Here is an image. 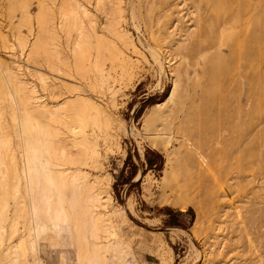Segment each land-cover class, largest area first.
<instances>
[{
  "label": "rangeland",
  "instance_id": "1",
  "mask_svg": "<svg viewBox=\"0 0 264 264\" xmlns=\"http://www.w3.org/2000/svg\"><path fill=\"white\" fill-rule=\"evenodd\" d=\"M20 1L0 0V57L14 52L11 54L24 80L35 86L42 99L61 102L73 94L95 97L113 114L112 122L105 124L108 126L98 112V124L83 118L87 139L96 143L100 158L95 164L86 159L79 166L90 177L110 178L111 205L123 209L115 216L120 232L117 250L123 251V263L264 264V88L260 85L264 62L257 58V48H264V43H249L245 35L253 13L251 6L244 0H226L228 12H218L213 9L214 0H78L87 8L97 32H103L111 41L115 38L108 25L116 18L118 5L123 11L119 25L137 49L133 52L130 47L121 48L130 60L128 76H119L116 63L114 70L110 69L112 61L107 52L101 65L102 78L96 69L80 75L55 59L57 67L71 74L74 84L79 85L74 89L75 85L65 86L41 56L36 59L49 86H41L26 69L24 59L36 34L39 0H25L31 14L26 26L20 23ZM59 1L52 4L56 10L52 21L58 35L55 42L61 58L71 65L70 48L77 31L59 29ZM80 20L91 33L88 19L81 15ZM224 20L226 29L221 31L216 25ZM206 26L210 29L199 31ZM19 34L26 38L27 48L18 43ZM148 44L164 53L166 59H160L163 71L154 62ZM168 60L176 68L181 85L177 104L171 105V111L167 105L151 109L170 88ZM147 97H152L151 101L143 103ZM1 120L11 131L16 150L12 149L19 157L16 145L18 140L23 144L24 136L19 138L13 129L18 131L20 122L7 114ZM168 136H172L169 142ZM147 148L162 155L160 169L145 168ZM168 151L172 152V161L165 164ZM128 153L131 159L125 163ZM131 163L136 166V174L128 189L124 182L130 177ZM162 206L182 212L179 219L188 227L167 226V215L156 209ZM70 241V247L61 245L60 249L59 244L48 245L40 240L36 244L39 259L44 264L55 263L62 252L70 259L74 254L73 234ZM118 251L110 250L101 264H114L112 256Z\"/></svg>",
  "mask_w": 264,
  "mask_h": 264
},
{
  "label": "bare ground",
  "instance_id": "2",
  "mask_svg": "<svg viewBox=\"0 0 264 264\" xmlns=\"http://www.w3.org/2000/svg\"><path fill=\"white\" fill-rule=\"evenodd\" d=\"M48 1L51 3L48 4L45 0L37 1L35 12L37 29L28 48L26 38L20 34L17 37L21 47L27 48L26 59H24L26 69L31 71L30 75L37 77L41 86L49 85L46 83L47 76L39 68L36 59L40 56L50 71L65 86L72 88L75 85L73 82L75 79L70 76L71 74L63 73L64 70L61 68L62 75L60 74L61 70L55 63L57 60L60 65L63 63L65 67L80 75L93 71L92 69H96L99 73L103 70L101 65L104 52H107L112 61L110 69L114 70L113 63H116L121 71L119 76L129 74L130 64L127 66V63L130 60L121 48L130 47L133 52H136L137 48L134 47V43L132 44L127 32L119 25L121 9L117 7L118 5L115 6L117 16L111 19L108 31L115 38L114 40H119L120 48L117 40L116 46L114 40L111 41V38L108 40L103 32H97L87 8L85 9L82 3L80 4L78 0L59 1L60 4L57 7L59 29L66 27L69 31L70 28H75L77 31L72 46L69 47L71 53L69 62L71 65H69L67 59L61 58L60 51L57 49L58 43L55 42L58 35L57 26L52 21L56 16V10L53 9L54 5L52 8V4L56 0ZM244 1L251 6L249 9L251 12L254 13L257 9L254 16H252L253 13L249 15L245 35L250 40L249 43L263 44L264 0H257L254 3L253 0ZM19 8L20 23L26 26L31 20V14L25 0L20 1ZM213 9L218 12L222 10L228 12L227 1L214 0ZM129 13L133 21L132 6ZM81 15L88 19L91 33L82 25ZM220 22L216 28L224 31L227 21ZM108 26L106 25V28ZM133 27L138 29L135 24ZM208 29H210L209 26L201 27L199 31ZM29 31L31 32V28ZM20 45H18L19 48ZM147 49L154 62L159 65V70L163 71L160 59L165 58L164 53L162 54L151 44H148ZM11 53L5 54L6 57H0V264H44L38 256L37 242L42 240L48 245L59 244L60 249L61 245L70 247L72 234L75 240L73 257L67 260L66 255L59 251V258L55 263L49 264H101L106 261V254L110 250L118 251L120 232L115 216L122 214L123 209L111 205L108 175V177L97 175L90 177L88 172L80 167L87 162L86 159H90L91 164H95L100 158L96 143L87 139L83 118H90L98 124L100 114L105 125L112 122L113 114L100 99L95 97L73 94L72 97L65 98L61 102L42 99L37 94L35 86L24 80L19 71L20 65ZM257 58L259 62H264V48L260 46L257 48ZM217 61L220 62L219 59ZM167 64L172 76L170 88L164 99L152 104L151 109H159L167 105L170 110L167 109L171 111L177 104V92L181 85L173 63L168 60ZM102 77H104L103 74L100 78ZM111 79L114 81L116 77ZM260 85L264 88V78ZM77 86L79 85H75L74 89ZM3 114H7L11 120L20 122L18 131L13 129L19 138L24 136L23 144L18 140L16 145L17 150H20L19 157L13 150L15 146L13 148L11 131L1 120ZM62 128L64 132L61 131ZM172 136H168L167 142ZM171 154V151L166 153L165 164L172 161ZM128 205L131 208L130 204ZM8 211H11L10 215ZM122 252L119 250L117 256H112L116 259L114 264H124Z\"/></svg>",
  "mask_w": 264,
  "mask_h": 264
},
{
  "label": "trees",
  "instance_id": "3",
  "mask_svg": "<svg viewBox=\"0 0 264 264\" xmlns=\"http://www.w3.org/2000/svg\"><path fill=\"white\" fill-rule=\"evenodd\" d=\"M152 97H147L146 100L143 101V103L147 102V101H151ZM150 103V102H149ZM142 106L139 107V109L137 110V113L140 112ZM130 154L128 153L125 159V163H128L130 161ZM144 166L146 169H160L162 162H163V158L162 155L157 152L156 150H152L147 148L145 150L144 153ZM136 174V166L131 163V174L130 177L128 178V180L124 183H128V189L133 185L131 182V179L134 177V175ZM136 183V182H135ZM156 209H158V211L160 213L166 214L167 215V219L165 220V223L167 224V226L169 227H182L183 229H186L188 227V224L182 222L179 219V216L182 212L180 211H175L173 210L171 207L169 206H162V207H157ZM189 211L192 213L191 217L193 218V212L191 209H189Z\"/></svg>",
  "mask_w": 264,
  "mask_h": 264
}]
</instances>
